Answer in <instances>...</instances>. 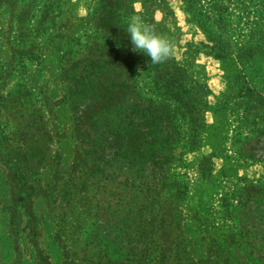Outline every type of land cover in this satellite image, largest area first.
Segmentation results:
<instances>
[{
	"label": "rangeland",
	"instance_id": "obj_1",
	"mask_svg": "<svg viewBox=\"0 0 264 264\" xmlns=\"http://www.w3.org/2000/svg\"><path fill=\"white\" fill-rule=\"evenodd\" d=\"M263 2L130 0L133 13L173 42L169 58L191 79L184 88L191 90L195 83L206 91L204 127L191 143L188 120L180 113L166 116L174 103L156 83L155 65L143 60L121 65L123 74L117 79L123 88L117 92L122 111L128 108L133 114L131 107L138 102L149 110V101L154 102L157 115L150 129L162 136L152 147L171 148L164 182L173 186L162 187L159 197L144 192L152 200L149 218L159 201L176 214L169 228L171 264L176 255L185 264L186 258L249 264L263 254L255 247L264 239V152L258 149L254 123L261 126L264 116L246 118L244 100L237 96L250 88L264 97V56L259 50L250 58L231 52L232 39L251 26L244 8L262 9ZM94 7V0L68 1L40 61L28 68L27 86L35 99L10 115L4 111L12 125L0 130V264H137L136 225L145 216L142 193L128 170L124 174L114 166L100 167L84 157L71 133L73 98L61 79L68 62L88 55L90 39L82 46L71 40L93 31ZM226 14L232 29L216 23ZM9 18L10 9L2 10L0 67L10 72L11 52L3 39ZM208 35L230 37L225 58L210 50ZM16 83L15 77L0 73V93ZM83 83L84 94H91L92 79ZM162 115L165 123L160 124ZM183 242L187 248H181Z\"/></svg>",
	"mask_w": 264,
	"mask_h": 264
},
{
	"label": "trees",
	"instance_id": "obj_2",
	"mask_svg": "<svg viewBox=\"0 0 264 264\" xmlns=\"http://www.w3.org/2000/svg\"><path fill=\"white\" fill-rule=\"evenodd\" d=\"M68 1L0 0V13L4 9H10V18L3 33V39L11 52L7 64L10 72L0 67V73L3 72L6 79L15 77L19 80L12 89L0 93V118H2L0 130L11 128L12 120L9 121L7 117L12 114L15 107L35 99L33 89L27 86L30 82L27 77L28 68L37 65L40 61L42 52L53 37L50 31L55 27L56 20ZM94 4L95 7L91 13L93 31L71 40L75 43L73 45L82 46L85 40L90 39L88 55L72 62L66 61L68 63L65 65L61 78L63 83L67 84V91L73 98L70 108L71 133L75 143L81 147L79 149L83 151L84 157L89 158L88 160L92 159V163L95 162L100 167L101 165L110 168L114 166L119 172L124 170L122 172L124 174L128 170L132 174L136 190L139 194L142 193L141 206L145 210V216H139V222L136 225L137 250L140 248L136 253L137 264H171L168 252L171 251L170 232L172 231L169 228L176 214L171 213L170 210L165 211L166 205L159 201L156 211L151 207L149 215L153 217L149 218L147 213L152 200L150 195H144V192H155L154 197L156 195L159 197L162 187L168 190L173 186L168 183L167 186L166 181L164 182L165 167L171 156V148L165 147L167 150H164V147H152L153 142L158 141L162 136V132L156 133L150 129L157 115V108L154 109L153 106L154 102L149 101L152 105L149 110L142 102L134 104L131 107L133 114L130 115L128 108L122 111L124 103L117 100L119 98L117 92L123 89L117 82L123 74L120 66L126 67L127 64L132 65L138 60L151 63L150 58L132 50L131 42L124 31L127 17L133 13L130 0H94ZM219 8L225 10L222 5H219ZM245 10L252 18L251 26L248 27L249 31L245 35L232 39L234 43L231 52L233 51L237 57L250 58L259 50L264 56V7L260 9L253 6V9H250L246 6ZM228 15H219L217 25L225 26L223 28L230 25L229 29H232L233 21H228ZM229 38L207 36L211 44L209 48L216 57L227 56L231 46ZM153 65L155 69L158 68L156 83L161 84V88L166 90V96L173 99V107L171 111L170 109L166 111V116L172 112L175 116L180 113L183 119L185 117L191 125L190 142L193 143L198 132L204 127L202 112L205 107V89L195 83L191 90L184 88L186 81L191 79L186 71L170 58ZM116 69H120L121 72L116 73L114 71ZM85 78L92 79L88 89L91 94H84L86 92L83 85ZM3 82V85L7 83L6 80ZM237 97L244 100L243 112L246 118L253 116V120L256 121L264 116V97L255 90L245 88ZM4 111H8L9 115L4 117ZM172 113L171 116H173ZM162 118L160 124L165 123L163 115ZM159 120L158 117L157 121ZM254 124L258 126L256 129L258 149L264 152V123L261 126L258 122ZM171 135L168 133L166 138H171ZM96 164L91 165L94 167ZM160 182H163V186H159ZM173 232L177 233V231ZM176 236L180 239L179 235ZM262 241L258 249L255 247L259 253H263L262 256L249 264H264V239ZM178 242L177 247H179ZM183 244L181 248H187L184 242ZM175 257L174 264H185L177 261V255ZM186 259L189 261L188 264H224V261L216 259L212 261ZM229 264H242V262L231 260Z\"/></svg>",
	"mask_w": 264,
	"mask_h": 264
},
{
	"label": "clouds",
	"instance_id": "obj_3",
	"mask_svg": "<svg viewBox=\"0 0 264 264\" xmlns=\"http://www.w3.org/2000/svg\"><path fill=\"white\" fill-rule=\"evenodd\" d=\"M124 31L131 42L132 50L149 57L152 64L161 63L173 55V42L166 36L157 34L139 14L132 13L127 17Z\"/></svg>",
	"mask_w": 264,
	"mask_h": 264
}]
</instances>
